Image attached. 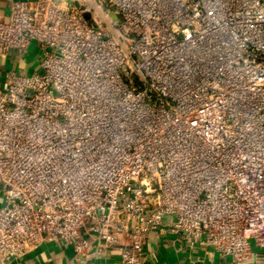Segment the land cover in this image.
Listing matches in <instances>:
<instances>
[{
	"label": "built area",
	"instance_id": "1",
	"mask_svg": "<svg viewBox=\"0 0 264 264\" xmlns=\"http://www.w3.org/2000/svg\"><path fill=\"white\" fill-rule=\"evenodd\" d=\"M85 1L0 21V58L41 53L0 89V264L156 236L264 264V0Z\"/></svg>",
	"mask_w": 264,
	"mask_h": 264
},
{
	"label": "crops",
	"instance_id": "2",
	"mask_svg": "<svg viewBox=\"0 0 264 264\" xmlns=\"http://www.w3.org/2000/svg\"><path fill=\"white\" fill-rule=\"evenodd\" d=\"M19 0H0V21H7L10 16L11 5ZM31 50L39 55L37 44L33 43L25 56L12 51L6 57L0 58V89L8 72L31 74L36 71L37 61ZM39 68V65H38ZM2 198L0 197V206ZM170 236H156L150 242V254L146 264H234L230 257H223L212 252L206 255L202 250L191 251L186 244L182 247L175 245ZM120 243L127 244L125 236H120ZM12 264H120L117 251L94 252L87 258L77 260L71 247L58 246L52 243L43 245L36 251L29 253ZM252 264V263H250Z\"/></svg>",
	"mask_w": 264,
	"mask_h": 264
},
{
	"label": "rangeland",
	"instance_id": "3",
	"mask_svg": "<svg viewBox=\"0 0 264 264\" xmlns=\"http://www.w3.org/2000/svg\"><path fill=\"white\" fill-rule=\"evenodd\" d=\"M56 1H58L59 3H64V2H78V3H81V4H87V5H90V3L89 2H86L85 0H56ZM89 1H91V0H89ZM112 17L115 19V20H120V18H119V16H117V15H115V14H112ZM31 53L33 54V52H32V50H31ZM34 55V59H35V61H37V64L39 65V68H38V65L35 67L36 68V71L37 72H40V57H41V53H39V55H37L36 53H34L33 54Z\"/></svg>",
	"mask_w": 264,
	"mask_h": 264
},
{
	"label": "water",
	"instance_id": "4",
	"mask_svg": "<svg viewBox=\"0 0 264 264\" xmlns=\"http://www.w3.org/2000/svg\"><path fill=\"white\" fill-rule=\"evenodd\" d=\"M89 16V15H88Z\"/></svg>",
	"mask_w": 264,
	"mask_h": 264
}]
</instances>
